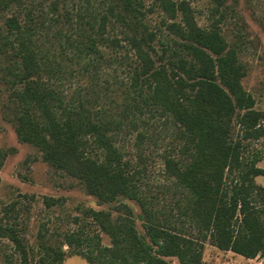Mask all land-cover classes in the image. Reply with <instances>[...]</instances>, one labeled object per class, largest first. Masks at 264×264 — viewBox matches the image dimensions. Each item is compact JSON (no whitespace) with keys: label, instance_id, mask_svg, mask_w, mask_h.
Wrapping results in <instances>:
<instances>
[{"label":"trees","instance_id":"trees-1","mask_svg":"<svg viewBox=\"0 0 264 264\" xmlns=\"http://www.w3.org/2000/svg\"><path fill=\"white\" fill-rule=\"evenodd\" d=\"M29 1L33 0H0L2 11L12 7L26 11L23 20L19 12L5 22L17 56L10 72L14 84L20 85L12 94L20 141L36 146L46 162L78 178L102 202L119 197L138 201L145 229L144 234L138 230L129 209L119 222L105 210H90L111 244H103L99 235L67 233L61 244H41L37 264H64L71 253L64 245L85 247L87 251L81 253L90 264H172L171 258L179 264H202L207 239L221 250L264 258V187L255 182L264 175L258 165L263 154L257 150L249 159L244 157L245 141L264 138V112L243 86L246 69L223 34V16L202 27L187 1L156 0L173 21L167 24L171 38L162 42L158 53L153 45L156 34L146 30L138 16L144 15L140 0H96L93 6L86 0L74 32L64 33L66 45L61 42L62 54L71 50L80 59L92 58L109 39L108 13L132 30L128 41L137 65L131 86L139 93L143 109L172 120L182 142L179 153L165 156V171L184 196L175 200L178 210H170L172 219L143 195L139 171L132 170L116 146L114 130L119 122L92 113L89 98L67 102L44 80V73L62 68L40 57L35 39L39 17L35 18ZM59 3L52 1V13L59 10ZM102 3H108L107 11L99 14L96 9ZM72 21L70 15L65 20ZM236 126L241 133L237 139L233 137ZM4 160L0 148V169ZM230 176L234 177L229 186ZM2 238L13 243L20 264H32L29 248L14 225L0 223Z\"/></svg>","mask_w":264,"mask_h":264},{"label":"rangeland","instance_id":"rangeland-1","mask_svg":"<svg viewBox=\"0 0 264 264\" xmlns=\"http://www.w3.org/2000/svg\"><path fill=\"white\" fill-rule=\"evenodd\" d=\"M52 1L28 2L35 18L39 17L35 39L40 57H44L46 64L52 67L60 64L62 68L61 72L54 74L44 73V80L61 92L67 102L75 104L89 98L88 107L92 113L119 122L114 130L115 144L124 160L130 161L132 170L139 171L143 195L158 209L166 210L168 217L173 219L172 214L178 210L175 200L184 196L183 189L174 185V180L165 171V156L179 153L182 142L172 120L155 110L143 109L139 93L131 86L137 65L135 51L128 41L132 30L108 13L110 24L106 38L109 39L100 46L99 55L80 59L71 50L62 54L64 33L74 32L73 24L77 21L79 8L86 0H58L56 13H52ZM90 1L91 6L97 3L96 0ZM184 1L189 3L196 22L202 27H209L223 16V34L230 46L238 50L246 69L243 86L255 97L256 108L264 112V0ZM140 2L139 8L144 15L138 16L146 30L156 34L153 45L158 53H162V42L171 38L167 24L173 21L156 0ZM107 7L108 3H102L96 12L103 14ZM19 12H22L18 16L23 20L25 10L17 11L15 7L0 10V148L5 153L0 169V223L17 228L29 248L32 264L39 261L41 244H61L67 233L99 235L103 244H111L110 237L100 229L90 210H105L114 222H119L129 215V209L138 230L144 234L143 210L138 201L119 197L112 203L102 202L90 194L78 178L46 162L36 146L20 141L15 129L12 95L20 85L14 84L10 72L17 56L10 43L14 37L5 26L6 19ZM69 15L73 18L72 25L65 22ZM61 28L63 33H60ZM113 38L119 42L113 44ZM240 135L236 126L233 137L237 139ZM245 144L246 160L254 151L260 150L263 160L258 165L264 168V138L248 140ZM233 177L228 179L229 186ZM255 182L264 187V175L257 176ZM204 244L202 264H264L262 257L249 259L221 250L209 239ZM64 247L71 251L64 264H90L81 253L87 251L85 247ZM170 261L179 264L176 258ZM0 264H20V254L7 238L0 239Z\"/></svg>","mask_w":264,"mask_h":264}]
</instances>
